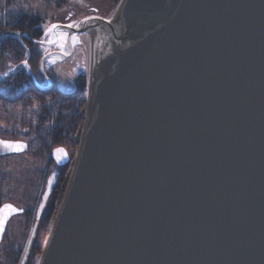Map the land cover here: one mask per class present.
Returning <instances> with one entry per match:
<instances>
[{"label":"water","instance_id":"obj_1","mask_svg":"<svg viewBox=\"0 0 264 264\" xmlns=\"http://www.w3.org/2000/svg\"><path fill=\"white\" fill-rule=\"evenodd\" d=\"M72 24L51 33H69L63 54L39 61L64 59L77 34L90 44L80 140L37 264H264V0H120ZM0 141L24 146L0 156L28 149ZM50 158L71 162L62 146ZM22 212L0 204V241Z\"/></svg>","mask_w":264,"mask_h":264},{"label":"rangeland","instance_id":"obj_2","mask_svg":"<svg viewBox=\"0 0 264 264\" xmlns=\"http://www.w3.org/2000/svg\"><path fill=\"white\" fill-rule=\"evenodd\" d=\"M78 1L0 0V18L10 20L22 13L39 15L43 20V36L41 40L47 42L53 36L51 33L46 36L45 30L52 24H70L87 15L109 17L113 13L112 10L106 7L103 0H93L86 3H78ZM74 4L76 5L74 6ZM75 37H77V40L71 42V50H67L66 44L64 59H44L41 68L39 67L43 79L41 82H36V80L34 82L39 88L50 92L49 94L47 92L43 96V102L36 99L32 94H26L20 101L9 102L0 99V138L22 140L28 146L26 152L0 156V204L10 202L23 208L25 212L36 207L37 214L47 183L51 176L55 177L54 173H51L47 177V154L44 153V155H41L43 151L41 148V136L39 135V133L45 135V131L47 132V128H51V125L42 123L40 117L44 114L45 108L48 110L52 108L55 113L62 106V102H64L60 96L52 93L54 92L52 91L53 86L61 93L72 92L76 90L78 83L81 81V75L87 79L90 44L84 33L77 34ZM38 45L42 56L52 50H60L63 52V49L57 43H54L53 47ZM26 69L29 70L28 68ZM7 87L8 85L4 83L1 86L2 91H6ZM82 100L86 106V91ZM83 123L79 128L80 135ZM74 138L75 136H72L70 139L74 140ZM77 147H64L71 156V165L74 163ZM26 225V213L15 215L8 221L0 242V264L10 263L5 253L7 254V251L12 246L16 249L18 248L25 234ZM30 229L26 238L22 241L24 243L23 248L29 236ZM46 236L47 234L42 237V247Z\"/></svg>","mask_w":264,"mask_h":264},{"label":"trees","instance_id":"obj_3","mask_svg":"<svg viewBox=\"0 0 264 264\" xmlns=\"http://www.w3.org/2000/svg\"><path fill=\"white\" fill-rule=\"evenodd\" d=\"M78 1V0H77ZM93 0H79L78 3L90 2ZM101 1V0H100ZM106 7L112 11L115 10L120 0H103ZM76 4H74L75 6ZM90 12V10H89ZM42 18L37 14L22 13L17 17L7 20L0 18V35L7 31L18 32L19 36L7 35L0 42V73L9 70V66H15L13 71H10L7 76L0 75V99L4 101H20L26 94H32L36 99L43 102L44 95L48 92L45 89L39 88L35 84L41 82L43 76L39 70V61L42 57V52L39 49L38 43L33 40H41L43 36ZM25 34V36L21 35ZM27 52V55L25 54ZM28 61V69L22 66V61ZM47 75V74H46ZM51 77V76H49ZM5 83L8 85L6 91H2L1 86ZM52 93L60 96L64 101L57 112H53L51 108L44 109V114L40 117L42 123L51 125L47 128L45 135L39 133L42 141L41 155L47 154V177L55 174L54 182L50 192L46 198L42 211L40 213L35 235L32 239L24 264H37L41 254L42 237L45 236L53 223V214L56 212L64 191L66 189L68 178L71 172V164L65 166H57L50 158L52 148L62 146L70 147L78 145L80 137V125L83 123L85 115V104L82 100L86 91V78L81 75V81L78 83L76 90L72 92L61 93L53 86ZM50 92H48L49 94ZM66 101V102H65ZM49 111V112H48ZM75 136L74 140L70 138ZM73 144V145H72ZM71 157V156H70ZM36 208V207H35ZM31 208L26 211L27 225L25 226V234L20 245L16 249L14 246L5 253L9 259V264H19L23 252V240L32 227L36 219V209Z\"/></svg>","mask_w":264,"mask_h":264},{"label":"snow or ice","instance_id":"obj_4","mask_svg":"<svg viewBox=\"0 0 264 264\" xmlns=\"http://www.w3.org/2000/svg\"><path fill=\"white\" fill-rule=\"evenodd\" d=\"M74 26H79V25H74V24H72V23H70V24H68V25H66V27H68V28H72V27H74ZM60 26L59 25H57V24H52L50 27H48L46 30H45V35L47 36L49 33H52V32H54L56 29H58ZM20 34L19 33H17V36H19ZM68 37H69V33H66V32H59L58 34H57V40L56 41H53V40H51V39H49V40H47V43H49V44H52V43H57L58 45H59V47L61 48V49H63L64 48V44H65V42L67 41V39H68ZM71 39H72V41L73 42H75L76 40H77V37H75V36H72L71 37ZM37 43H39V44H44L45 43V41L44 40H41V41H38ZM26 55H27V52L25 53ZM50 62H54V61H50ZM22 66L24 67V68H28V61L27 60H24V61H22ZM14 67L15 66H9V70L8 71H6V72H4V73H0V75H2V76H7L8 74H9V72L10 71H13L14 70ZM0 144H2V145H4L5 147H15L17 150H22L23 149V145L22 144H19V143H13V142H10V141H0ZM57 151H62V150H57ZM6 208H8V207H11L10 205H6L5 206Z\"/></svg>","mask_w":264,"mask_h":264},{"label":"bare ground","instance_id":"obj_5","mask_svg":"<svg viewBox=\"0 0 264 264\" xmlns=\"http://www.w3.org/2000/svg\"><path fill=\"white\" fill-rule=\"evenodd\" d=\"M52 182H53V178L49 180V185H48L47 190H49V188H50ZM35 231H36V228H35ZM33 235H34V230L31 231V233L29 234V236H28V238H27V240H26L25 248H24V251H25V252H24V258H25V256H26L27 249H29L28 247H30L29 245L31 244V241H32V238H33L32 236H33Z\"/></svg>","mask_w":264,"mask_h":264},{"label":"flooded vegetation","instance_id":"obj_6","mask_svg":"<svg viewBox=\"0 0 264 264\" xmlns=\"http://www.w3.org/2000/svg\"><path fill=\"white\" fill-rule=\"evenodd\" d=\"M67 50H68V48H67ZM52 51H55V50H52ZM57 51H60V50H57ZM24 212H25V210H24ZM24 212L22 214H24Z\"/></svg>","mask_w":264,"mask_h":264}]
</instances>
